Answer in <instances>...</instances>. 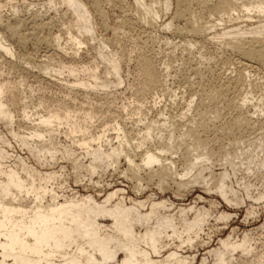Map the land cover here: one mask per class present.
<instances>
[{"label": "rangeland", "instance_id": "1", "mask_svg": "<svg viewBox=\"0 0 264 264\" xmlns=\"http://www.w3.org/2000/svg\"><path fill=\"white\" fill-rule=\"evenodd\" d=\"M69 2L0 0V41L11 48V52L0 48V78L7 82L8 93L9 90L18 91L17 95L27 105L32 119L49 111L66 110L63 107L66 106L76 113L85 131L68 136L65 130L69 125L64 123L52 138L46 140V144L49 147L53 146L57 154L54 161H47L43 165L36 161L26 147L20 145L18 136L14 134L15 132L27 136L28 130L19 125L18 116L10 124H6L0 118V144L13 154L12 159L21 155L40 169L58 170L60 178L56 186L61 193L63 190L67 194L79 191L103 196L112 188H124V193L133 198L167 199L169 205L164 211H170L175 216L180 215L183 207H194L186 213L189 219L193 218L195 210L199 208L209 210L198 235L192 233L193 237L196 236L193 242L180 247L183 254L192 257L188 264H217L218 257L212 251L214 249L224 250L227 260L225 264H229V260H232V264H240L243 260L249 264H260L264 259V124L258 120L264 119V65L244 59L240 54L219 43L206 41L193 44L188 37L168 29L165 23L171 19L175 11V0H170L169 9L163 7L161 2L154 3L159 15L152 26L139 21L129 26L124 24V17L131 13L134 15L133 9L136 8L134 0H111L109 4L105 3L104 7L107 27L94 16L89 23L91 24L89 30H92L89 33L87 28L77 22L81 5L71 8ZM82 2L85 3V0ZM235 12L233 17L225 15L223 20L218 15L204 19L211 20L215 25L213 29L215 32H221L224 28L244 30L264 24V16L257 12H251L252 17H247V12ZM135 17L136 15L133 19ZM36 23L47 24L48 28L45 27L47 29L41 33H35ZM18 24L20 33L13 37L12 28ZM150 30L152 34L154 33L153 37L150 36ZM37 35H40L39 38L42 37L43 41H39ZM73 35L83 42L80 48L70 42ZM54 37H59L60 46L49 44L48 39ZM138 46L156 61L161 78V84L144 91L147 93L145 96L140 93L144 84L138 54V50L142 49ZM189 58L194 60V64H198L199 74L203 71L201 74L206 76V80L213 73L212 76H216L219 83H228L229 78L231 83L237 75L245 71L242 75L254 85V90L248 94L250 106L246 108L249 107L247 110L251 112L250 114L256 111V114L252 115L255 128L243 132L247 135L248 141L241 144L248 153L235 160V166L239 169L235 170L226 160L228 155L226 150L230 148L229 140L235 136L226 135L222 139L217 133L222 130L217 126L214 128L217 132L209 129L204 134L211 143V151L205 159L208 168L197 177L192 174L186 177L194 181L188 183L189 185L182 191L178 192V184L175 181L179 180L181 175L174 173L166 177L165 187L161 188L158 176L148 180L144 171H141L140 177L131 173L133 170L126 171L128 163L124 155L119 156L117 162L112 163L114 165L98 167L96 172L91 173L87 166L91 157L87 155L86 148L79 144V138L102 136L98 142L103 149L111 150L113 146L119 145L114 129L117 120L131 131L132 143L134 140L137 143L144 138L147 145L151 143L148 127H151L155 134L154 142L168 139L164 126H168V120L173 115L175 118L178 114H187L188 118L183 119V122L195 123L193 109L199 99L189 88L187 79L194 81L199 75L194 74L190 67H186ZM114 62L118 75L115 74ZM93 70L96 72L93 73ZM106 80L110 81L107 88L103 87ZM81 82H91V86L83 85ZM191 99L195 100L190 110L187 103ZM41 103L44 106H41ZM233 115L235 112L225 114L221 117L222 122ZM210 118L207 121L214 122ZM218 121L214 123L220 125L222 122ZM188 125H184L183 128H188ZM107 127L109 129L105 131ZM91 141L98 145L97 141ZM189 141L186 140L187 143ZM187 143L178 149V153L173 154L177 160L178 173H184L183 152L187 148ZM200 149L203 148H199L198 151ZM250 153L253 156L257 154V158L255 163H252L251 170H246V164L243 162L251 156ZM223 171L229 172L225 179L226 197L216 188L219 175ZM137 185L140 186V191L135 190ZM245 185L248 188H245ZM208 187L211 189H207ZM105 222L111 223L110 220ZM182 224L185 227V223L180 225ZM225 239L230 242H241L246 239V250L227 251L222 243ZM166 243L169 245L164 247L165 251L176 248L180 241L167 239Z\"/></svg>", "mask_w": 264, "mask_h": 264}, {"label": "bare ground", "instance_id": "2", "mask_svg": "<svg viewBox=\"0 0 264 264\" xmlns=\"http://www.w3.org/2000/svg\"><path fill=\"white\" fill-rule=\"evenodd\" d=\"M110 1L85 0L84 3L82 0H70V2L67 0L71 4V8L81 5L77 14V22L87 28V33L92 31L89 30V26H91L89 23L91 17L94 16L107 27V14L104 7H106L105 3L109 4ZM175 1V11L171 19L165 23L168 29L188 37L193 44L206 41L219 43L235 51L238 55L240 54L244 59L264 65V24L244 30L224 28L221 32H215L213 30L215 25L211 20L204 19L218 15L223 20L225 15L233 17L235 11L247 12V17H252L251 12H257L264 16V0ZM155 2H161L166 9L170 8V0H134L136 5V8L133 9L134 15H136L135 20L131 13L127 15L128 17H124V24L129 26L139 21L147 26H152L159 15V11L154 6ZM47 26V24L36 23L34 32L41 33L48 28ZM150 31V36H152L154 33L152 34V30ZM19 33L20 25L18 24L12 28V35L15 37ZM39 36L37 35L38 40L43 41ZM43 38L45 39V37ZM48 40L50 45L60 46L59 37ZM70 42L79 48L83 43L74 35L70 38ZM193 44H191V48ZM0 48L11 52V48L2 41H0ZM138 51L140 58L137 57L144 84L143 91L140 93L145 96L147 93L144 91L151 90L161 84V78L156 61L146 54L144 49ZM188 61H185L186 67H190L194 74L199 75L196 77L198 79H195L196 81L187 79L189 88L199 99L193 109V111L195 110L193 118L195 123L183 122V119L188 118L187 114H178L175 118L173 115L168 120V126H164L168 139L154 142L155 134L151 127H148L147 132L151 143L147 145L144 143V138L137 143L134 140L132 143L131 131L125 124L117 120L114 129L117 132L116 138L119 145L113 146L111 150L103 149L101 143L98 142L102 136L98 135L90 139L79 138V144L82 148L83 146L86 148L87 155L91 157L87 165L91 173L96 172L98 167L114 165L112 163L117 162L118 157L124 155L128 163L126 171L133 170L131 173L138 177H140L141 171H144L148 180L158 176L161 188L165 187L164 179L166 177L174 173L181 175V178L175 181L178 184V192L182 191L189 185L188 183L194 181V179L186 177L190 174L197 177L205 168H208L205 159L208 158L207 155L211 151V143L204 134L217 126L222 131L214 130L222 139L226 135L233 134L235 136L229 140L230 148L226 150L228 154L226 160L233 165L235 170L239 169L235 166V160L248 153L241 144L248 141L247 135L243 132L255 128L252 115L256 114V111L250 114L251 112L247 110L249 107L246 108L248 105L250 106L248 94L254 90V85L243 76L245 71L240 74L238 72L239 75L236 76V79L233 78L235 80L231 83L229 82L230 78L228 83H219L216 76H212L213 73L206 80V76L201 74L203 73L202 69L199 74L198 64H194V60H190V58ZM240 63L242 62L240 61ZM113 67L116 70L115 74L118 75L115 62ZM95 72L93 70V73ZM109 82V80L104 81L105 86L103 87L107 88ZM90 83L81 82L87 86H91ZM231 91L233 92L230 94ZM17 92L9 90L8 93L7 82L0 78V118L6 124L13 123L16 116L20 118L19 125L28 130L27 136L18 135L15 132L14 134L18 136L20 145L23 148L26 147L38 163L43 165L47 161H54L57 150L53 146L49 147L46 140L52 138L64 123L69 125L65 130L68 136H75L74 134L77 132L85 131V128L81 127V121L77 118L76 113L66 106H63L66 110L49 111L38 114L37 118L32 119L27 105L20 100ZM194 100L191 99L187 103L190 110L193 108ZM234 112L235 115L232 118L222 122V116ZM208 115L211 121L219 122L218 120H220L222 123L220 125L214 122L209 123ZM258 121L264 124V119ZM191 122L193 123L192 120ZM184 125H188V128L184 129ZM108 129L107 127L105 131ZM237 132L240 133L235 134ZM188 139L190 141L187 143ZM91 140L97 141L98 145H94ZM185 143H187V148L183 152L184 173H178L176 172L177 160L173 154L178 153V149ZM201 147L203 149L198 151ZM12 155L3 144H0V264H188L192 258L183 254L180 247L193 242L194 237L202 229L203 220L209 210L199 208L195 210L193 218L189 219L186 213L193 210L194 207H183L180 215L175 216L170 211H164L169 205L167 199L133 198L124 193V188H112L103 196L96 193H80L79 191L67 194L63 189V193H61L56 186L60 178L58 170L53 168L43 170L29 163L21 155H17L13 160ZM249 155L251 156L247 158V161L243 162L246 164V170H251V165L257 158V154L253 156L250 153ZM255 168H257V164H255ZM261 168H263V163ZM219 176L216 188L226 197L225 179L229 176V172L223 171ZM135 188L140 191L139 185ZM245 188L248 186L245 185ZM207 189H211V187ZM224 215L222 214V216ZM108 220L111 223L105 222ZM183 222L185 227L183 224L180 225ZM192 233L196 236L193 237ZM167 239H177L180 243L176 245V248L165 251L164 247L169 245L166 243ZM222 243L227 251L246 250L247 240L230 242L225 239L222 240ZM212 251L217 254V264L227 262L224 250L214 249ZM229 264H232V260H229ZM240 264H249V262L243 260ZM260 264H264V259Z\"/></svg>", "mask_w": 264, "mask_h": 264}]
</instances>
